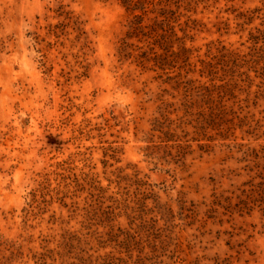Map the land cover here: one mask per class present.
I'll return each instance as SVG.
<instances>
[{
	"label": "rangeland",
	"instance_id": "obj_1",
	"mask_svg": "<svg viewBox=\"0 0 264 264\" xmlns=\"http://www.w3.org/2000/svg\"><path fill=\"white\" fill-rule=\"evenodd\" d=\"M0 264H264V0H0Z\"/></svg>",
	"mask_w": 264,
	"mask_h": 264
}]
</instances>
